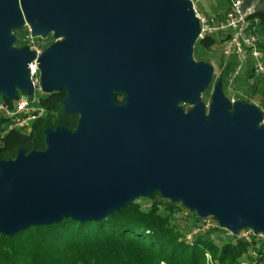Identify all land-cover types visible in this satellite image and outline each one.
Returning a JSON list of instances; mask_svg holds the SVG:
<instances>
[{
	"label": "water",
	"instance_id": "95a60500",
	"mask_svg": "<svg viewBox=\"0 0 264 264\" xmlns=\"http://www.w3.org/2000/svg\"><path fill=\"white\" fill-rule=\"evenodd\" d=\"M25 20L35 37H69L44 51L41 83L46 94L66 90L65 112L80 120L75 134L46 130L45 151L0 160L3 235L100 222L157 191L202 219L216 214L235 235L264 236L259 111L227 103L221 81L208 121L177 109L199 99L212 73L191 63L199 22L188 0H0V95L11 101L33 94L35 55L12 48Z\"/></svg>",
	"mask_w": 264,
	"mask_h": 264
},
{
	"label": "trees",
	"instance_id": "16d2710c",
	"mask_svg": "<svg viewBox=\"0 0 264 264\" xmlns=\"http://www.w3.org/2000/svg\"><path fill=\"white\" fill-rule=\"evenodd\" d=\"M216 1L218 5L211 10L214 15L208 11L204 14L222 19L228 10V0H223L224 5L222 0ZM242 1L244 10L255 6L251 19L257 20L256 33L264 35V0ZM19 30L13 33L16 35ZM23 45L17 35L16 47L20 49ZM227 45L228 37L219 33L198 41L195 47L202 54ZM260 48L264 50V43L260 42ZM223 59L222 51L219 81L227 94L228 80L238 60ZM246 79L254 82L243 90L254 99L262 96L264 82L254 77L251 64L238 78L235 88ZM205 95L209 96L208 92ZM116 96L117 103H121V94ZM66 97L62 90L41 98L45 114L31 124L30 135L18 130L7 132L8 122L0 115V160L15 158L21 148L27 153L42 151L48 129L64 127L74 131L78 116L65 112ZM4 100L13 105L11 100L5 97ZM142 202L131 203L100 222L66 218L51 226L29 227L13 236L0 234V264H264V237L253 235L250 240L226 237L223 230L211 228L193 234L188 240L189 234L203 227L204 219L178 203L163 200L158 192Z\"/></svg>",
	"mask_w": 264,
	"mask_h": 264
},
{
	"label": "built area",
	"instance_id": "2783aa9c",
	"mask_svg": "<svg viewBox=\"0 0 264 264\" xmlns=\"http://www.w3.org/2000/svg\"><path fill=\"white\" fill-rule=\"evenodd\" d=\"M192 4L195 18L199 22L198 41L204 40L209 36H215L223 33L228 37V45L223 48V57L226 61L236 58L238 65L236 66L232 77L228 80L227 90L231 94L234 91L235 83L242 75L245 67V56H250L253 60L251 64L252 72L255 78L264 82V50L260 48V40L256 33L257 20L251 19L253 13L251 8L244 10L242 0H228V10L222 19L208 17L202 14L193 0H188ZM25 30L26 47L34 53V59L27 64L29 71V80L33 87L32 96L18 91L17 98L12 101L13 105L5 102L0 103V115L8 122L7 132L12 130L24 131L28 129L30 123L42 117L45 114L44 108L40 105V100H36V92L47 95L42 88L41 72L39 60L44 53L41 45L36 41L31 25L25 20L23 28ZM231 102L235 103V98ZM213 227L211 222H205L203 227L196 229L192 234L187 236L191 240L193 234L199 231H206ZM251 230L247 233L233 232L230 236H239L246 240L251 239ZM253 231V230H252ZM242 232V233H241ZM254 235H256L253 232ZM250 235V236H249Z\"/></svg>",
	"mask_w": 264,
	"mask_h": 264
},
{
	"label": "rangeland",
	"instance_id": "374dc122",
	"mask_svg": "<svg viewBox=\"0 0 264 264\" xmlns=\"http://www.w3.org/2000/svg\"><path fill=\"white\" fill-rule=\"evenodd\" d=\"M193 2L196 3L199 11L202 14H204V13H206V11H208V12H210L209 15H214V12H211V10L214 8L215 5H218V2L216 0H193ZM221 4L224 5L223 0H222ZM224 7H222V9H224ZM255 9H256L255 6L252 7L251 8V12L254 13ZM17 35H18V39H19L20 43L24 44L22 48H25L26 47V42L24 40V38H25V30L24 29L19 30L15 36L17 37ZM51 36H52V39H47V40H45L43 38H40V37L36 38V41L41 45V47L43 48L44 51L53 50V46L59 45V44H62V43H66V42L69 41V37H67V36H62V37H59V38H55L54 37V32H51ZM258 38H259L261 43H264V35L263 34L259 33ZM12 48L13 49L17 48L16 47V42L13 45ZM22 48H20V49H22ZM222 51H223L222 47H216L215 49H213L210 52H203L201 54V53L197 52L196 47L194 46V48L191 51V63L194 66H196V67H199L200 65L208 66L212 70L211 79H210L209 83L207 84L206 88L204 89V92L202 94H200V97H199V99L196 102H180L177 105V109L182 110L185 114H188L190 112L200 111L207 121L210 119L211 111H212V108H213L214 93H215L216 86L219 83V75H220V71L219 70L220 69L218 68V66H219V63H220V60H221ZM223 60H224V62H226L225 59H223ZM244 60H245V67H244V70H243L242 74H244L247 71L248 64H253V60H252V58L250 56H245ZM253 82H254V80H248V79L239 81V83H238L239 87L238 88H240V89H238L236 87V88H234L233 93H231V94L229 92H227V94L224 93L225 94V98L224 99H225V101L227 103L228 102L230 103L232 98H235L236 102H240L241 103V104H237L235 106L238 109H246L247 108L246 106H248V107L251 106V107L256 108L259 111V113L261 114V121L258 123V128L264 129V91L262 92V96L256 97L254 99V98L250 97V93H248L247 91L243 90L244 88L245 89L248 88L249 85H251ZM65 92H66V94L68 96V93H67L66 90H65ZM207 92H208L209 96L205 95V93H207ZM117 94L118 93L114 94V105L117 106V107H125L127 105V97H126V95L124 93H119V94H121V96L119 98L121 100V103H117V101H116L117 100V96H116ZM44 96L45 95H42L40 92H36V94H35V98H36L37 101L41 100V98H43ZM247 101H249V102H247ZM3 102H5L4 96L0 95V103H3ZM232 104H234V103L232 102ZM230 113L233 114V110L232 109L230 110ZM77 116H78V123H79L80 115H77ZM32 123H30L28 129H26L24 131H19V132H21V134H23V135H30L31 134V124ZM78 123H77L76 129L74 131H72V132L70 131L72 134L77 133ZM57 128H59V127H57ZM61 128H64V127H61ZM56 129H53V130L49 129V130L55 131ZM44 138H45V140H44L45 148L42 151H45L46 148H47V145H46V134H45ZM0 146H2V140H0ZM20 151L25 153V155H28L31 152H33V151H31V152L27 153L25 151V149L21 148V149L18 150V152L16 154V157L13 158V159H10V160H15L17 158V156H18ZM42 151H37V152H42ZM156 192L151 193V194H149L146 197L137 198L133 203L142 202L143 199H148L151 195L155 194ZM160 196H161V194H160ZM161 198H162V196H161ZM163 200H165V199H163ZM166 201L172 202V203H178V204H180V205H182L184 207V205L180 201L179 202H173V201H169V200H166ZM186 210H188V209H186ZM193 212L196 213L197 216L200 217V215L198 214L197 211H193ZM204 220H205V222H207V221L211 222V224L213 225V227H212L213 229L214 228H219V229L223 230L224 231V236H226V237L230 236V233L232 231H230L227 227L222 225L219 217L216 214H210ZM249 230H251L250 231L251 235H254L253 234L254 231H252L253 229H251V228H243L240 231H244V232L247 233ZM0 234H3V233L0 231ZM254 236H259L261 238L264 237L261 234L254 235Z\"/></svg>",
	"mask_w": 264,
	"mask_h": 264
},
{
	"label": "flooded vegetation",
	"instance_id": "af4514ba",
	"mask_svg": "<svg viewBox=\"0 0 264 264\" xmlns=\"http://www.w3.org/2000/svg\"><path fill=\"white\" fill-rule=\"evenodd\" d=\"M49 38H50V39H52V36H51V34L49 35Z\"/></svg>",
	"mask_w": 264,
	"mask_h": 264
}]
</instances>
